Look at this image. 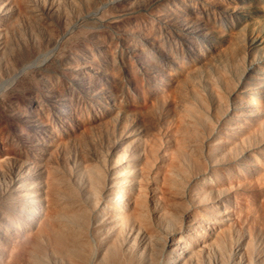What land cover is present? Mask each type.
<instances>
[{
  "label": "bare ground",
  "instance_id": "bare-ground-1",
  "mask_svg": "<svg viewBox=\"0 0 264 264\" xmlns=\"http://www.w3.org/2000/svg\"><path fill=\"white\" fill-rule=\"evenodd\" d=\"M152 1L159 0H151L150 3ZM172 1L180 2L182 0H171L170 3ZM80 3L83 7L80 6ZM97 3L101 7V4L105 5L107 0H53L51 4H46L44 0H0V21L6 22L3 25L4 29H2V23L0 26L2 30L0 37L4 44V51L3 47L1 48L3 52L0 54V64L4 63L7 67L8 63H5L8 59V62L13 61L15 64L20 65L21 62H27L30 65V62L38 60L45 54L46 50H43L42 43L46 41L44 39L42 41L43 36L41 37L40 34L46 35L45 38L52 40V36L54 37L52 29L54 28L47 27V23L46 27L41 25L42 15L54 18L57 23L62 24L68 21L69 24L71 14L76 17L80 16V13L84 15L88 10L97 6ZM107 7L112 8L110 5ZM5 8L10 11L7 9L5 15L2 16V10ZM95 8L93 9L95 10ZM13 10L16 16L12 15ZM88 12V15L91 14L90 11ZM117 14L119 13L117 12ZM121 14L119 15L121 16ZM164 17L173 18V16ZM97 18L100 19V16ZM162 19L163 17H159V20ZM45 20L47 21L46 18H44V22ZM109 22L113 23V21ZM92 25L91 27H94ZM35 29L39 33H36ZM124 30L126 31V29ZM191 31L195 32L196 28H192ZM92 36L96 39L95 34L89 37ZM72 38L73 36L70 39L73 40ZM86 38L88 39V37ZM128 39L130 40V37ZM128 39H125L126 42ZM74 42L70 45L73 46ZM47 43L50 45L48 40ZM152 43L151 45L154 44ZM47 48L51 50L50 47ZM73 49L70 47L71 54ZM66 50L65 52H68V49ZM142 55L145 57L143 60L146 59L145 53ZM43 57L42 59L45 58ZM71 57L73 58V56ZM74 64L76 63L74 62ZM68 65L70 64L68 63ZM258 69V65L251 66V73L248 75L249 81L239 80L235 85L236 88L228 84L230 89L227 93L235 104H233L234 108L227 105L226 99L222 95L223 92L217 93L214 87L206 89L207 94L214 96L213 104L209 107L208 103L191 87L192 81L190 80L191 85L188 81L186 84L192 91L190 97L199 106L193 102L189 103L187 99L184 100L188 102L186 104L184 101L183 104L182 101H179L181 105L179 103L174 105L177 108V113L181 112L177 116L176 130L171 129L173 132L167 134V130L162 129V134L165 136L164 138L162 135L163 139L162 136L158 137L155 133L154 122L152 121L150 124L149 121L147 127L149 131L146 130L147 135L143 138L138 134L136 128L128 127L129 129L124 132L121 131L122 134L117 142L118 148L109 149L106 154L100 151L96 145L97 141L93 140L91 128H86L88 126L83 124L87 131H91L87 132L90 133L89 137L83 140V136L80 137V135L85 133L79 134L78 132L79 136L74 137L75 141L82 142L83 150L80 143L81 151H74L73 153H76L72 157L69 155L58 156L55 148L61 145L57 143L56 146V143L53 142L55 139L53 136L55 137L57 132H53L54 128L51 129L50 123V126L47 123L48 127L43 122L49 117V113H44L45 109L41 110L39 114H36V111H34L35 114L29 111L27 112L30 114L26 111L21 113L18 108L16 111L13 109L14 112H19L18 117L19 120L21 119L19 123H22V126L32 127L35 132L38 129L39 132L48 135L51 142L47 143L49 140L46 141L48 146L44 147L43 142L45 143V141H41L44 138L39 132L37 133L41 138H34L32 137L34 134L32 136L30 133L27 134L26 129L22 132L23 129L18 127L20 124L15 126L16 119L13 121L15 124L13 125L12 120L8 118L15 141H12V132L10 131V137L6 136V140L8 138L7 142L12 141L11 145H9L10 142L4 144L6 140L3 139V136L0 140L1 149L5 150H3L4 153L2 150L0 153L2 154L0 156V180H7L4 178L6 174L3 168L6 164L5 161H11L8 165L13 162L21 164L18 171L21 176L14 175L16 177L13 176L14 180L8 179L13 190L11 187L5 191L6 185L3 189L0 188V264H264V102H260L254 97L256 94L259 97L264 96V87L259 90L260 85L264 84V78L258 76ZM2 71L0 69V74L3 76L7 70L3 74ZM21 71L23 72L22 69ZM30 71L32 74V70ZM159 71L165 73L163 69ZM29 72L28 74H30ZM33 74L35 75V73ZM26 75L17 83L12 82L11 85L13 83L15 85L10 90L1 92L0 113L3 111L5 102L8 103L7 100L11 98L12 102L14 99L19 102L30 101L32 106L34 103L35 107H40L39 109L44 107L41 108L39 102L43 98L45 101L52 102L56 110H59V107L62 108L59 101L63 98L57 91L59 88L55 90L54 87L48 85V81H51L52 78L49 80L48 76L43 74L48 78L46 79L40 74L37 78L39 81L36 82L34 77ZM54 75L53 73L52 76ZM14 76L16 75L14 74ZM55 77H58L57 74ZM73 77L75 78V75ZM84 77L86 78V75ZM84 77H82L83 80ZM70 78L72 77L67 79L70 81ZM224 79L225 77H223ZM2 80L0 82L4 81ZM53 80L55 79H52V82ZM52 82L50 83L52 84ZM56 82L54 86H56ZM74 84L76 85V83ZM239 85L244 89V93L236 95L238 92L236 94L235 92ZM5 86L6 89L7 85ZM88 90L83 89V94ZM250 93L253 94L250 95ZM63 97L65 96L63 95ZM43 99L41 102H45ZM12 102L10 101V103ZM26 106L29 105L26 104ZM6 110L12 113V111ZM71 111L73 110L71 109ZM5 113L1 114L6 117ZM43 113H48L47 117L43 116ZM76 114H69V116L78 120ZM13 115L16 118L17 114L13 113ZM42 116L46 118H42ZM8 119L6 118L3 126L8 127V122L6 123ZM83 120L85 121V119ZM67 124H70L69 120ZM109 125L106 121L99 119L92 125L96 131L92 130L97 135L99 134V138H103L111 135V125ZM73 129L75 130V128ZM73 129L72 131H74ZM83 129H80L81 133ZM5 131L7 133L8 130L5 129ZM159 131L161 130L159 129ZM112 134L114 135V133ZM59 135L62 137V134ZM75 141L72 142L74 146L77 145ZM166 145H170V148L165 147ZM67 147L69 149V146Z\"/></svg>",
  "mask_w": 264,
  "mask_h": 264
},
{
  "label": "rangeland",
  "instance_id": "rangeland-1",
  "mask_svg": "<svg viewBox=\"0 0 264 264\" xmlns=\"http://www.w3.org/2000/svg\"><path fill=\"white\" fill-rule=\"evenodd\" d=\"M1 1H3V0H1ZM111 1L112 0H107V3L105 5L101 4V7L99 6L100 4L97 3L96 4L97 6L93 7V8L96 7L95 10L96 9L97 10L95 11L93 8H92L93 11H92V9L88 10L91 13L89 15H88V13H89L88 11L87 12L82 11L83 13L86 12L84 14L85 16L82 13H80V16L78 15L79 17L78 16L76 17V15H73V14L68 12L69 14L72 15V16H70L68 14L71 17V19H69V20H71L70 21L71 23L69 22V24L67 23L68 21H66V23H62V24L57 23V21L54 18H52L48 15H47L48 17L46 15H42L43 19H41V21H42L41 25L45 26V24L47 23L46 24L47 27H49V28L51 27L50 29L54 28V29H52V31L54 32V33L52 32L54 34V37L57 36L56 38H54L52 36V40H51V39L45 38L46 35L44 36V35L40 34L41 37L43 36L41 38L42 41H43V39L46 41L43 43L46 44L47 40L50 43V45L47 43L48 45L46 44V46L50 47L51 50H49V48H47L45 46V44H43L42 41H40L42 43L43 50L47 51V53H46V51L45 52L43 51L45 53L43 55L45 58L42 56L44 59H42V57H40L41 59L39 58L38 60L37 59L33 60L35 62H33V61L30 62L31 66L29 64H27V62H21V64L25 63L24 65L23 64L19 65L17 63L15 64L12 60H10L12 62H8V59H7V62L5 60V62H6L5 64L8 63L7 64V67H9L8 69L4 65V63H2L3 66H2V64H0V69H1V71L3 70L2 74L5 70H7V71H5V74L8 73L6 75L3 74V76L0 74L1 75L0 81L2 79L4 81L6 80L5 82L3 80H2L3 82H0V94L2 91L6 92L7 89L10 90V88L15 85L14 83L15 82L17 83L19 81V79L21 80L26 74L29 77H31V76L34 77L36 82L39 81V80H37V78L40 76V74L41 75L44 74V75L49 77V80L51 78L55 79V80H53V82H52V79H51V81L47 80L49 82L48 85H49V87H54L55 90H57L59 88L57 91L61 94V98H63L59 101V104L61 103L60 106L62 107V108L59 107V110H56V108L53 106L52 102L45 101L43 98H42L43 101H45L46 103L41 102L42 99H40L41 101H39L41 104V108L44 106L43 109H39L40 107H37V106H36L37 107L36 108L34 106V103L32 106L31 105L32 103H30V101H28L29 103L25 102V101L24 102L20 101V102H22L21 103L22 105H21L20 102L17 101L16 99H14L13 102H12V100H13L12 98H11L12 100L8 99L7 101H9V102L8 103L5 102V104H4L5 106L4 105H3L4 107L2 106L3 111H1V113L6 112L5 113L6 117H4V114L2 115L0 113L1 114L0 119L3 118L0 120V127H1L0 128V131H1L0 140H2V136H3V139H5V140H6V136L8 137V135H9V137H10L9 131L12 132L10 127H9L10 123L8 122L10 119L12 120V122L16 119L14 121L16 123V125L14 124V122H13V125L18 126V124H20L18 127H21L23 129V130L21 129L22 132H24L26 129L27 134L30 133L31 136L34 134L32 137H34V138L36 137V138L40 139L41 136L37 133V132H39L38 129H36V132H35L34 128L27 127L23 124L25 126L24 127V126H22V123H19L21 121V119L19 120V117H18L19 112L18 111L21 110V113H25V111L26 112L29 111L32 114H35L34 111H36V114H39L41 112V110L45 109L44 113L48 112L49 117L46 116L48 113H46V114L43 113L42 115L47 117L46 118V117L42 116V118H46V120H44L43 122L46 123V126H48L49 123L51 124V129L53 130V128H54L53 132L54 131H55L54 133L57 132L55 134V137L53 136V138H55V139H53L54 140L53 142L56 143V146L58 144L61 145L60 147L58 146L55 148L56 154L57 155L59 154L58 156L65 157V156L69 155L72 157L73 154L75 155V153L77 151L78 152L81 151V149L84 148L83 147L84 145L82 144V142H80L81 143V149H80V143L75 141L74 137L77 138L79 136L78 133L79 134L85 133L83 135H80V137L83 136L82 139L86 140L89 137L88 134H90L87 132H91V131H92L91 134L93 135V140L95 142L97 141L96 145H98V148H100V151L102 153L105 152V154H106V152L109 149L112 150L113 148L114 149H116V147L118 148L117 142L119 141L120 135L122 134L121 131L124 132L126 129L136 128L138 134L142 135V137L145 138L147 135V131H149L147 128L149 125V121H150V124L152 123V121L154 122L153 123V124H155V130L154 131L158 137H161L163 135L162 129L167 130V134L169 132L171 134L173 132L172 131L173 129L176 130L177 126H175V125L178 122L177 116L181 112L178 111V113H179L178 114L177 108L174 105H178L177 103H179V101H182V104H183V101L187 99L189 103L193 102L194 104H196V106H199L190 97V94H192V91L190 90L188 84H186V83H188V81L190 82V80L192 81L191 87L193 88V90H195L197 93H199L201 98H203L208 103L209 107H211L213 104L214 96L212 97L209 94H207L206 89H208V88L212 89V87H214V89L217 91V93L223 92L222 95H224V98L226 99L225 102L227 103V105H229L230 107L233 106L232 108H234L235 104L233 103V101L231 100L230 96L227 93L228 89H230V87H228V84L235 86V85H237L239 80L249 81L248 75L251 73L250 68H251V66H255V65L259 66V69L257 70L258 76L261 78L262 77L264 78V0H185V1L182 0V1H180L181 3L179 1H177V2L172 1V3H170L171 0L152 1V3H150L151 0H147V1L146 0L145 1L139 0V1H143V2H138L136 0L135 1L134 0H120L118 2V0H113L112 1L113 3ZM44 2L46 4H51V2L53 3V0H46V1L44 0ZM77 2L79 3V1H77ZM136 2H138L140 5ZM182 2L184 4H186V6H184V4ZM110 3H112V4H110ZM173 3H175L174 4L175 6L173 5ZM119 4H121V5H119ZM130 4H131V6H130ZM144 4H146V5H144ZM108 5H110L112 8L110 9V7H107ZM80 6L83 7L81 3H80ZM133 6H135V7H133ZM131 7H132V9H131ZM106 8H108V9H106ZM163 8L165 11H166V8L168 10L165 12L164 10H162ZM7 9L8 8H5L4 10H2L3 11L2 16L5 15ZM120 10H121V12H119ZM8 11H10V9H8ZM13 12H14V10L12 11V13ZM93 12H95V13H93ZM113 12H114V14H113ZM117 12L119 14L122 13L121 14L122 17L119 14H117ZM14 13L12 15H15ZM167 13H172V14L167 15ZM102 15H103V17H101ZM97 16L98 17L100 16V19L97 18ZM164 16H168V17L173 16V18L172 17L171 18H165ZM13 17H12V19H14ZM159 17H163V19L159 20ZM44 18H46L48 22L50 21L49 22L50 26H48L49 24L46 20L44 22ZM72 18H74V19H72ZM77 18H78V20H77ZM15 19H16V17H15ZM81 20H82V22H81ZM54 21H56V22H54ZM109 21H113V23L111 22L112 23L111 24ZM51 22H52V24H51ZM1 23H2V29H4L3 25H5L6 22L1 20L0 26H1ZM106 23H108V24H106ZM65 24H67V25H65ZM86 24H87V26H85ZM61 25H62V27H61ZM88 25H90V26H88ZM91 25L94 27H91ZM192 25H193L192 28H194V27L196 28L195 32L191 31ZM64 26L66 27V30H65ZM55 28H56V30H55ZM90 29H92V30L90 31ZM124 29H126V31ZM76 30L77 31L79 30V32H77ZM0 31H2V30L0 29ZM88 31H90V32H88ZM35 32L39 33L38 31H36V29H35ZM64 32H66L67 35ZM92 32H93V34H95L96 39L94 38V36L89 37L90 35H93ZM29 33H30V31H29ZM53 34H51V35H53ZM64 36H66V37H64ZM68 36H69V38H68ZM72 36H73V38H72L73 40L70 39ZM79 36H81L83 39ZM133 36H135V37L132 38ZM76 37H78V38L75 39ZM86 37H88V39ZM124 37H126L127 39H128V37H130V40L129 39L127 40V42L129 41V43L126 42V40H125L126 38H124ZM0 39H1L0 40V54H1L4 51V44L2 43L3 42L2 37H0ZM92 39L94 42L92 41ZM97 39H99V40H97ZM121 39H122V41H121ZM54 40H55V42H54ZM74 40H76V42H74ZM68 41L70 43H67ZM72 41L74 42L73 46L70 45V44H73ZM151 41L155 44L154 47H153L154 44ZM151 43L153 45H151ZM90 44H92V45L90 46ZM62 45H63V47H61ZM68 45H70V46L68 47ZM66 46H67V48H66ZM2 47H3V51L1 49ZM70 47L74 48L72 51V54L69 52ZM139 48H141L140 51H139ZM66 49H68V52H65V51H67ZM142 49H144V50H142ZM85 50H86V52H85ZM89 50H91V51H89ZM134 50H136L135 53H134ZM80 51L82 53H79ZM63 52L65 53L64 55H63ZM137 53L141 54V55L145 53L146 59L143 60V58H145L144 55H142L143 56L142 57L141 55H138ZM46 54H48V55H46ZM60 54H61V56H60ZM66 54H68L70 56H68V55L66 56ZM71 56H73V58ZM77 56H78V58H77ZM139 56H140V58H139ZM74 58H75V61H74ZM78 59H80V60H78ZM65 61H66V63H65ZM72 61H73V63H72ZM37 62H39V63H37ZM74 62L76 64H74ZM68 63L70 65H68ZM16 65L17 66L19 65L18 66L19 68ZM43 65H44V67H42ZM4 66H5V68H4ZM14 66H16L15 69H13ZM20 66H21V68H20ZM50 67H52V68H50ZM94 67H96V68L94 69ZM54 68H56L57 70ZM107 68H108V70H106V71L108 74L105 73L106 72L105 69H107ZM156 68L159 70L163 69L165 71V73H160V71L157 70ZM21 69L23 70L24 73L21 71ZM34 69H36V71H34ZM66 69H68V71H66ZM101 69H104V70H101ZM27 70H29V71L32 70V74L30 73L31 71L29 72ZM54 70H55V72H54ZM60 70H62V71L64 70L65 74H64V71L62 72ZM109 70H110V72H109ZM8 71H10L12 74ZM16 71L18 73L19 72L20 73L18 74ZM74 71H75V73H74ZM101 71H103V72H101ZM28 72L30 74H28ZM33 73H35V75ZM53 73L55 74L54 76H52ZM62 73H63V75H62ZM77 73H79V74H77ZM85 73H87V74L89 73L90 74V75L88 74L89 77ZM14 74L16 76H14ZM47 74H49V75H47ZM56 74L58 77H55ZM68 74H70V75H68ZM84 74L86 75V78L84 77L85 76ZM91 74H92V76H91ZM20 75L21 76L23 75V76L21 77ZM74 75H75V78L73 77ZM94 75H97V76H94ZM109 75H110V77H109ZM10 76L12 77L13 81H12ZM46 76H44V77L46 78ZM59 76L61 77V79L63 78V80H61V79L59 80ZM14 77H15V79H14ZM66 77L67 78L72 77L73 80H71L72 78H70V81H69ZM82 77H84V80ZM91 77L92 78L94 77V79H92ZM223 77H225L224 80H223ZM106 78H108V79L106 80ZM46 79H48V78H46ZM78 79H80V80H78ZM95 79H98V80L95 81ZM7 81H8V83H7ZM56 81L57 82L59 81L60 83L58 82L59 83L58 84ZM206 81H207V83H206ZM12 82H14L13 85H11ZM50 82H52V84ZM55 82H56V86H54ZM94 82H96V83H94ZM38 83H40V82H38ZM47 83H46V85H47ZM74 83H76V85ZM5 85H7L6 89H5V87H6ZM78 85L81 87L79 88ZM189 85H191V82ZM82 86H83V88H82ZM186 86H188V87H186ZM263 87H264V84L262 83L259 87V90H261ZM235 88H236V86H235ZM4 89H5V91H4ZM83 89H85V90L89 89V90L87 91V93L83 94V92H82ZM61 90L64 94L61 92ZM239 90H242V91H239ZM243 90L244 89L241 88V85H239V88L237 87L235 94L238 92L236 95H241L244 93ZM256 90H258V89H256ZM102 94H104V95H102ZM251 94H253V93H250V95ZM63 95L65 97H63ZM97 95H99V96H97ZM39 96H38V98H41ZM26 97H28V96L26 95ZM182 97H184V99H182ZM254 97L258 101L264 102V96L259 97L256 94V95H254ZM66 98H67V100H66ZM84 99H86V100H84ZM64 100H66V101H64ZM10 101L12 103H10ZM17 102H19L20 105L19 104L17 105ZM91 102L93 105L90 104ZM184 102H185V104L188 103L187 101H184ZM26 104L29 106H26ZM105 104H106V107H105ZM179 104L181 105V103H179ZM16 105H17V107H16ZM107 106H108V108H107ZM114 106H116V107H114ZM16 108H18V111L14 112L13 109L16 111L17 110ZM27 108H28V110H27ZM6 109H8L9 111H12V113L8 112ZM37 109H39V110H37ZM71 109L73 111H71ZM74 110H76V111H74ZM22 111H24V112H22ZM29 112H27V113H29ZM9 113H11V115H9ZM13 113L17 114L16 118H15V115H13ZM59 113H61V114H59ZM71 113L76 114V116L78 115L77 116L78 120H74V119L70 118L71 116H69V114L72 115ZM112 113H114V114H112ZM96 114H97V116H96ZM150 115H151V117H150ZM103 117H106V118L104 119ZM108 117H109V119H108ZM6 118L7 119L10 118L6 121V123L8 122L7 123L8 127L3 126V125H5ZM102 118H103L104 122L106 121V123H109L111 125V126L110 125L109 126H110V130L112 132H110L111 135H109V136L99 138L98 137L99 134L97 135V133L94 132L96 130L93 128L92 125H94L96 123V120L101 119V121H103ZM59 119H60V121H58ZM67 119L69 120L70 124H67V122H68ZM81 119H82V121H79ZM83 119H85V121ZM2 120H4V121L2 122ZM85 122L87 125L85 124ZM91 122H93V123H91ZM63 123H65V124H63ZM73 123H74V125H73ZM77 123L80 124V127H79V124H77ZM50 124H49V126H50ZM83 124L85 126H88L86 128H89V129L91 128L90 129L91 131H87V129L84 128L85 126ZM128 124H129V126H128ZM146 124H147V126H146ZM65 125H67L68 127L66 128ZM70 125H71L72 129L75 128V130L73 129L74 131H72V129L70 128ZM89 126H91V127H89ZM64 127L67 129L66 130L67 132L65 131ZM27 128H31L32 130L27 129ZM5 129L8 130L7 133H6ZM80 129H83L82 133L80 132ZM85 129H86V131H84ZM159 129L161 131H159ZM144 130L145 131L147 130V131L145 132ZM33 132H35V133H33ZM39 133L42 135V138H44L43 140L41 139V141L42 142L45 141V143L43 142V146L44 147L48 146L47 143L51 142V139H49L50 137L48 135H45V133H42V132H39ZM73 133H74V135H73ZM112 133H114V135ZM115 133H116V135H115ZM160 133H161V135L159 136ZM4 134H5V136H4ZM24 134L27 136L26 133H24ZM59 134H62V137H60ZM13 135H14V133L12 132V135H11L12 141L14 140ZM76 135H78V136L76 137ZM111 136H112V138H111ZM163 136L161 138H163ZM57 137H58V139H57ZM109 137H110V139H109ZM8 138H7V140H8ZM11 138H10V140H11ZM164 138H165V136H164ZM60 139H62V140H60ZM7 140L5 142L3 141L4 144L7 142ZM57 140H59V141H57ZM99 140L100 141L104 140V141L100 142ZM12 141H8L6 144H9V142H10L9 145H11ZM46 141H48V142L46 143ZM74 141H75V143H77V145H75V146L73 145L74 143H72ZM60 142H61V144H60ZM70 142L72 145L70 144ZM0 143H1V141H0ZM99 143H100V146H99ZM62 145H64V147H62ZM101 145H102V147H101ZM1 146H0V153H2L4 150V149L3 150L1 149ZM67 146H69V149ZM167 146L168 145H166L165 147H167ZM65 147H67V148H65ZM73 147H76V148L74 149ZM8 148H9V146H8ZM168 148H170V145L168 146ZM66 149H67V151H66ZM1 150H2V152H1ZM56 150L58 151V153ZM70 150L72 153L70 152ZM65 151L67 154L65 153ZM74 151H76V152L73 153ZM69 153H71L72 155ZM0 156H2V154H0ZM69 156H68V158H70ZM10 162L5 161V163L7 165L6 164L4 165V163H3L4 166L1 164L3 166V168L5 169V171H4V169H3V171L7 174V175L5 174V177H4L7 180H5V181L0 180V183H1L0 188L3 189L4 186L6 185L5 191L8 190L7 188L11 189V187H12L11 190L14 189L13 186H11V184L9 183L8 179L14 180L16 177L21 176L20 173L18 172L19 171V165L21 166V164H18V163L15 164V162H13L14 164L11 163L10 165H8ZM17 164H18V167H17ZM14 168H15V170L13 171ZM14 175L15 176L17 175V176L15 177ZM13 176L15 178H13ZM6 177H8V178H6ZM7 181H8V183H7ZM2 183H4V184H2ZM11 190H9V191L11 192Z\"/></svg>",
  "mask_w": 264,
  "mask_h": 264
}]
</instances>
